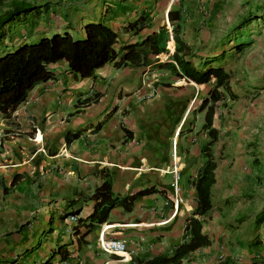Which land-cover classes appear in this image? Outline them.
I'll return each mask as SVG.
<instances>
[{
	"label": "crops",
	"instance_id": "crops-1",
	"mask_svg": "<svg viewBox=\"0 0 264 264\" xmlns=\"http://www.w3.org/2000/svg\"><path fill=\"white\" fill-rule=\"evenodd\" d=\"M19 4L37 10L4 26L12 41L22 34L27 42L62 33L79 39L95 22L118 33L115 50L161 30L168 40L143 66L107 63L89 78L69 73L63 61L51 64L52 79L9 117L0 115V264H136L183 241L207 140L197 107L213 80L196 85L164 65L172 63L176 25L194 66L220 56L213 65L228 75L212 118V207L199 218L210 244L185 264H264V220L255 222L264 210V0H0V15ZM172 150L183 199L176 211L167 171ZM105 181L117 197L149 193L130 212L110 210L83 237L81 228L68 234L65 216L87 217ZM252 226L253 235H244ZM99 235L125 241L130 260L100 253Z\"/></svg>",
	"mask_w": 264,
	"mask_h": 264
},
{
	"label": "trees",
	"instance_id": "trees-1",
	"mask_svg": "<svg viewBox=\"0 0 264 264\" xmlns=\"http://www.w3.org/2000/svg\"><path fill=\"white\" fill-rule=\"evenodd\" d=\"M36 10L37 7L19 4L0 15V46L3 47L0 52V115L5 118L26 100L28 93L35 86L52 79V72L48 69L51 64L63 61L69 73L79 78H89L93 77L95 70L107 63H113L116 68L143 66L148 54L157 55L165 52L164 47L168 40L165 30L148 35L139 43L125 45L115 50L118 33L104 22L86 24L84 36L79 39H72L67 33H62L42 37L33 42L22 41L19 38L12 41L11 35H6L4 26ZM169 15L170 11L167 13L168 18ZM246 23L248 20L241 24ZM20 36L25 37L23 34ZM170 37L173 41V52L169 57L174 65L172 63L164 65L173 70L176 78L191 81L196 85L207 84L213 80L207 96L197 107L199 112H204L200 130L205 133L207 140L200 147L202 163L191 182L195 205L185 220L184 233L187 240L173 246L171 251L162 256L137 261L136 264H185L193 252L210 244L207 236L201 232L199 218L207 214L212 207L210 188L214 184V171L218 159L212 152L217 141V130L212 127V118L218 102L223 100V95L227 92L228 75L222 67L213 65L220 60V56L202 61L199 67L194 66L192 63L194 55L180 36L178 25L172 26ZM5 40L9 42L8 46L4 45ZM237 47H240V44ZM148 193L149 191H144L137 195L117 197L110 191V182H103L91 195L94 202L92 212L78 221L79 225L71 234H76L79 228L83 230L82 237L88 234L94 225L106 220L108 212L112 209L130 212L134 200ZM70 214L77 215L78 211ZM263 220L264 210L256 215V225H260ZM41 264H48V261Z\"/></svg>",
	"mask_w": 264,
	"mask_h": 264
},
{
	"label": "built area",
	"instance_id": "built-area-1",
	"mask_svg": "<svg viewBox=\"0 0 264 264\" xmlns=\"http://www.w3.org/2000/svg\"><path fill=\"white\" fill-rule=\"evenodd\" d=\"M20 40L25 41L26 38L23 36L19 37ZM171 175V189L172 193L169 196V200L172 208L176 211V208L183 203V199L180 196V188L178 185L179 180V171H180V162L178 157L175 154V151L171 152V165L167 170ZM65 220L68 222L66 227V232L68 234L72 233V228L75 227L78 223V218L74 214H68L65 216ZM97 250L106 255L120 257L118 261H125L129 259L131 251L126 249V243L122 239H104L102 235L97 238L96 242Z\"/></svg>",
	"mask_w": 264,
	"mask_h": 264
},
{
	"label": "rangeland",
	"instance_id": "rangeland-1",
	"mask_svg": "<svg viewBox=\"0 0 264 264\" xmlns=\"http://www.w3.org/2000/svg\"><path fill=\"white\" fill-rule=\"evenodd\" d=\"M240 29H241V33H242L243 38H246L247 37V34H248V32H247L248 30H246V27H244V25L242 27H240ZM248 224H249V222H248ZM245 230L246 231L243 233L244 235H249V236H252L253 235V226L252 227H249V228H246L245 227Z\"/></svg>",
	"mask_w": 264,
	"mask_h": 264
},
{
	"label": "clouds",
	"instance_id": "clouds-1",
	"mask_svg": "<svg viewBox=\"0 0 264 264\" xmlns=\"http://www.w3.org/2000/svg\"><path fill=\"white\" fill-rule=\"evenodd\" d=\"M174 64V63H173ZM183 80V79H182ZM184 226H185V223H184ZM183 231H184V228H183ZM183 240H187V237H185V233H184V238H183ZM106 255V254H105ZM131 255V254H130ZM113 257H116V256H113ZM118 258V260H120L121 258L120 257H117ZM128 260H130V256H129V259ZM126 261V260H125Z\"/></svg>",
	"mask_w": 264,
	"mask_h": 264
}]
</instances>
